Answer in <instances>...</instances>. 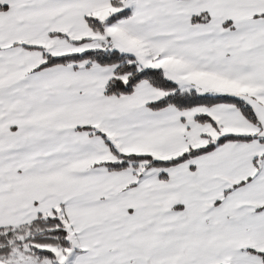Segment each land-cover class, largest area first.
Returning <instances> with one entry per match:
<instances>
[{
    "label": "snow or ice",
    "instance_id": "6c2138e0",
    "mask_svg": "<svg viewBox=\"0 0 264 264\" xmlns=\"http://www.w3.org/2000/svg\"><path fill=\"white\" fill-rule=\"evenodd\" d=\"M0 264H264V0H0Z\"/></svg>",
    "mask_w": 264,
    "mask_h": 264
}]
</instances>
